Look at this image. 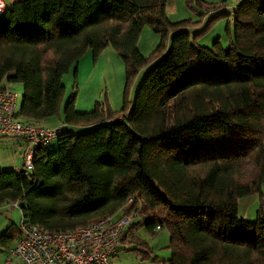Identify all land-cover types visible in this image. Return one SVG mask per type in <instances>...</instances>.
I'll use <instances>...</instances> for the list:
<instances>
[{
  "label": "trees",
  "instance_id": "trees-1",
  "mask_svg": "<svg viewBox=\"0 0 264 264\" xmlns=\"http://www.w3.org/2000/svg\"><path fill=\"white\" fill-rule=\"evenodd\" d=\"M167 1L15 0L0 14V88L23 85L17 119L63 123L57 146L36 150L32 172L0 170V209L17 203L22 212L0 245L21 239L27 224L71 231L135 214L119 250H141L142 260L264 264V0L236 4L228 47L198 45L203 31L172 21ZM224 3L186 0L194 11ZM146 25L162 37L149 56L138 48ZM109 47L126 65L123 106L114 110L105 95L79 111L63 76L73 66L77 74L88 50L98 57ZM155 59L130 101L132 80ZM253 193L260 206L249 221L239 199ZM142 229L167 230L171 256L154 255Z\"/></svg>",
  "mask_w": 264,
  "mask_h": 264
},
{
  "label": "rangeland",
  "instance_id": "rangeland-1",
  "mask_svg": "<svg viewBox=\"0 0 264 264\" xmlns=\"http://www.w3.org/2000/svg\"><path fill=\"white\" fill-rule=\"evenodd\" d=\"M214 1V0H209ZM241 0H225L220 8H214L210 11L202 10L197 7L194 11L187 7L186 0H168L166 5L167 15L172 21L186 20L182 27L187 29L193 35L203 31L196 37V43L200 46L210 47L218 39L221 40L225 47L229 45L227 28L233 21V11L236 4ZM221 14L219 17L217 15ZM161 35L154 29L144 26L139 41L138 48L141 53L149 56L161 43ZM167 49L171 43V36L166 40ZM167 50L163 51V54ZM159 59L143 66L138 74L132 80L128 88V99L132 101L137 93L138 87L146 74ZM75 66L63 76V83L66 86V99L73 93L77 94L76 107L79 111H90L97 100H103L105 95L109 97L114 110H119L123 106L124 92L126 89L127 75L126 65L123 57L112 47L107 48L98 57L94 56L92 50H88L78 65V72ZM13 90L19 95L17 107L20 108L22 103L23 85L20 83L11 84ZM52 120L55 118H51ZM52 123V121H49ZM62 119L59 118L58 123ZM75 132L87 130L91 127H74L66 125ZM26 144L23 137L1 136L0 137V170L15 169L20 165V152ZM58 140L52 141L51 146L56 147ZM260 206L259 193L242 197L239 199V216L249 221L257 219V211ZM11 222L21 224L22 212L19 206H9L0 212V234L7 227L5 224ZM140 236L150 245L154 255L163 259L171 256V249L168 247L170 234L167 230H161L153 236L145 230H140ZM0 245V264H24L19 258L10 256V247ZM143 252L138 249H127L126 247L118 250L117 254L112 257L113 264H163L155 262L152 259L142 260Z\"/></svg>",
  "mask_w": 264,
  "mask_h": 264
},
{
  "label": "built area",
  "instance_id": "built-area-1",
  "mask_svg": "<svg viewBox=\"0 0 264 264\" xmlns=\"http://www.w3.org/2000/svg\"><path fill=\"white\" fill-rule=\"evenodd\" d=\"M15 0H9L13 2ZM9 2L0 0V14L5 13ZM19 95L11 84L0 88V137H23L28 146L16 172L27 175L34 170V157L39 147H50L62 133L61 126L23 124L17 119ZM129 203L121 211L129 208ZM18 206L17 203L14 204ZM131 216L116 221L115 216L101 219L90 226H79L71 231L51 232L36 224L24 226L21 239L10 249V256L24 264H113L124 227Z\"/></svg>",
  "mask_w": 264,
  "mask_h": 264
},
{
  "label": "crops",
  "instance_id": "crops-1",
  "mask_svg": "<svg viewBox=\"0 0 264 264\" xmlns=\"http://www.w3.org/2000/svg\"><path fill=\"white\" fill-rule=\"evenodd\" d=\"M7 2H9V0H7ZM12 3V2H11ZM9 4H10V2H9ZM55 118V120L53 119H48L47 121H46V123H45V125L46 126H50V127H54V126H61V125H63V123L61 122V123H58V120H59V118H56V117H54ZM49 121H52V123H50ZM27 146H28V143L26 142V144L22 147V150H21V152H20V154H21V156H20V158H21V160H20V164H21V161H22V155H23V153H24V151L26 150V148H27ZM16 169V168H15ZM9 206H14V205H7V206H5V207H2L1 209H0V212L3 210V209H5V208H7V207H9ZM3 221H5V224H7V221H6V219H4ZM7 226H8V224H7ZM16 242V241H15ZM15 242H13V243H11L12 244V246L10 247V249L13 247V245L15 244ZM22 261V260H21ZM23 262V261H22ZM24 263V262H23Z\"/></svg>",
  "mask_w": 264,
  "mask_h": 264
}]
</instances>
